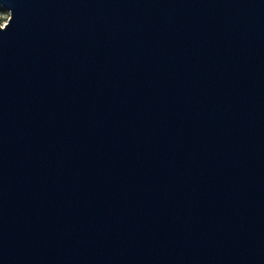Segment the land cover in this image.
<instances>
[{
  "label": "water",
  "instance_id": "water-1",
  "mask_svg": "<svg viewBox=\"0 0 264 264\" xmlns=\"http://www.w3.org/2000/svg\"><path fill=\"white\" fill-rule=\"evenodd\" d=\"M0 8V264H264V0Z\"/></svg>",
  "mask_w": 264,
  "mask_h": 264
},
{
  "label": "rangeland",
  "instance_id": "rangeland-1",
  "mask_svg": "<svg viewBox=\"0 0 264 264\" xmlns=\"http://www.w3.org/2000/svg\"><path fill=\"white\" fill-rule=\"evenodd\" d=\"M7 17H8V12L0 8V26H2L6 22Z\"/></svg>",
  "mask_w": 264,
  "mask_h": 264
}]
</instances>
